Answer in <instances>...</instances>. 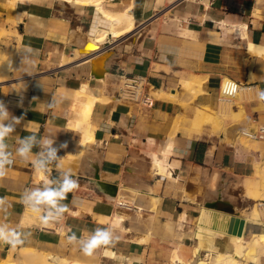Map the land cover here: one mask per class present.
<instances>
[{
    "label": "crops",
    "instance_id": "1",
    "mask_svg": "<svg viewBox=\"0 0 264 264\" xmlns=\"http://www.w3.org/2000/svg\"><path fill=\"white\" fill-rule=\"evenodd\" d=\"M89 44L101 48L82 56ZM0 47V101L21 118L10 150L35 134L60 157L47 175L14 157L0 177V224L30 234L0 245V264H262L264 252L251 260L245 247L264 224L244 213L264 195V142L242 132L264 126V0H0ZM132 78L153 108L122 97ZM61 171L79 186L63 220L45 224L22 194ZM226 205L246 222L243 237L203 225ZM98 227L116 240L91 256L67 240Z\"/></svg>",
    "mask_w": 264,
    "mask_h": 264
},
{
    "label": "clouds",
    "instance_id": "2",
    "mask_svg": "<svg viewBox=\"0 0 264 264\" xmlns=\"http://www.w3.org/2000/svg\"><path fill=\"white\" fill-rule=\"evenodd\" d=\"M257 98L264 102V90L257 91ZM58 101L53 99L50 107H54ZM21 118L12 116L3 101H0V177L6 174L7 168L14 163V157L30 161L36 172L47 175L50 166L58 162L59 148L55 146L53 139L38 138L35 134L19 138L16 147L10 150L6 142L20 124ZM60 147H66L61 145ZM39 151L34 152L33 149ZM78 180L69 171H61L56 177L46 179L41 186L26 189L22 194V200L33 214L42 223L60 222L68 211L63 203L69 193L78 188ZM0 210H6L4 200L0 198ZM30 234L18 231L7 224H0V245L17 247L25 243L26 236ZM69 243L79 244L85 255L91 256L95 249L114 244L116 238L110 228H96L87 236L77 237L75 233L68 235Z\"/></svg>",
    "mask_w": 264,
    "mask_h": 264
},
{
    "label": "water",
    "instance_id": "3",
    "mask_svg": "<svg viewBox=\"0 0 264 264\" xmlns=\"http://www.w3.org/2000/svg\"><path fill=\"white\" fill-rule=\"evenodd\" d=\"M86 48L87 46L84 48V50L80 51V54L82 56L90 54V53L89 54L83 53V51H86L85 50ZM100 48L97 51H99ZM101 54L102 55L100 57H98L95 60H92L93 66H96V67L103 66L105 64V61L110 57L109 52H102ZM105 72H107L106 69L102 70V74L100 75L97 73H93V76H95L96 78H101L103 77ZM96 180L98 181V185L101 187V189H103L106 192L107 195H109L110 197H116L117 187L115 185L107 184V183L99 181V176H96ZM226 206L228 207L226 208L224 206L223 207L216 206L214 209H216L217 211H221L224 214L219 215L218 218L214 217L215 219L214 224L207 225L203 223V225L213 228L214 230L225 232L229 235L243 237L244 232H245L246 222L236 215L235 209L231 205H226Z\"/></svg>",
    "mask_w": 264,
    "mask_h": 264
},
{
    "label": "bare ground",
    "instance_id": "4",
    "mask_svg": "<svg viewBox=\"0 0 264 264\" xmlns=\"http://www.w3.org/2000/svg\"><path fill=\"white\" fill-rule=\"evenodd\" d=\"M105 15H107V14H105ZM108 17L112 20V22H113V25H118L119 23H121V21L123 20V22H124V17H120V16H117V17H114V16H108L107 15V19H108ZM129 17V16H128ZM128 17H126V18H128ZM130 20H131V17H130ZM128 21L129 22V29H131L133 26H134V22L131 20V21ZM126 21V24H127V20H125ZM121 25V24H120ZM119 25V26H120ZM113 31V30H112ZM103 32V31H102ZM102 32L100 33V34H102ZM114 32V31H113ZM104 33V35H106L105 34V32H103ZM107 33V32H106ZM114 34H116L115 32H114ZM118 34V33H117ZM101 36V35H100ZM103 36V35H102ZM117 36V35H116ZM105 37V36H104ZM103 39H100V42L102 41ZM91 47H93L94 48V51L95 50H98L99 48H100V46H97V45H92V44H89L88 45V48H87V51L88 52H83L84 54H89L91 51H89V49H91ZM93 51V50H92ZM0 61L1 62H4V64H5V66L8 64L7 63V61H8V59H7V61H6V59H4V57H3V53H1L0 52ZM10 62V61H9ZM12 65H10V67H11ZM8 68H9V64H8V66H7ZM258 168V167H257ZM261 194V193H260ZM258 195V194H257ZM256 195V196H257ZM257 200H260V202L259 203H257L253 208H252V211H251V213H250V215H249V217H250V219L253 221V222H255V223H258V224H264V210H262V209H264V195H258V197L256 198ZM264 232V231H263ZM255 235H253V240H251V241H249V243H247L246 244V247H245V249H246V256L248 257V258H250L251 260H255V254H254V252H259V253H263L264 252V235H260V236H255ZM239 243L240 244H242V239L241 240H239ZM243 253V249L241 248V254ZM261 255V254H260ZM236 256H239V253H237V255ZM263 256V255H262ZM45 262V261H44ZM46 262H49V261H46ZM202 263V261H200L198 264H201ZM204 263V262H203ZM202 263V264H203ZM218 263V261H214V263L213 264H217ZM42 264H45V263H42ZM57 264H77V263H75V262H72V263H67V262H63L62 260H61V262H59V263H57Z\"/></svg>",
    "mask_w": 264,
    "mask_h": 264
},
{
    "label": "built area",
    "instance_id": "5",
    "mask_svg": "<svg viewBox=\"0 0 264 264\" xmlns=\"http://www.w3.org/2000/svg\"><path fill=\"white\" fill-rule=\"evenodd\" d=\"M243 89L244 88H239V91H242ZM122 97L125 100L140 103L147 108H153L154 106L153 98L146 92L142 79L139 78H132L127 81ZM221 102L231 105L233 99L227 96L222 98ZM242 136L252 141H264V126L256 132L243 131Z\"/></svg>",
    "mask_w": 264,
    "mask_h": 264
},
{
    "label": "rangeland",
    "instance_id": "6",
    "mask_svg": "<svg viewBox=\"0 0 264 264\" xmlns=\"http://www.w3.org/2000/svg\"><path fill=\"white\" fill-rule=\"evenodd\" d=\"M0 52L4 53L1 47H0ZM3 57H4V59H6L4 54H3ZM1 67H5V64H4V62L0 61V68ZM228 106L232 107V105H230V104H224V103L221 102L220 103V107H219V112L220 111H223V112L225 111L226 112L229 109ZM249 142L255 143L256 141L249 140ZM261 142H264V141H261ZM258 202H260V201H255L252 204H249L248 205V210L244 213V215L247 216L249 214V212L251 211L252 207L254 205H256ZM262 210H264V209H262ZM262 264H264V258L262 260Z\"/></svg>",
    "mask_w": 264,
    "mask_h": 264
}]
</instances>
